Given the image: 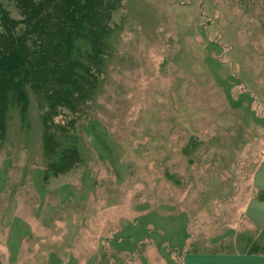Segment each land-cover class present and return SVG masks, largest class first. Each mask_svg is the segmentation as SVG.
Returning a JSON list of instances; mask_svg holds the SVG:
<instances>
[{
  "label": "rangeland",
  "instance_id": "1",
  "mask_svg": "<svg viewBox=\"0 0 264 264\" xmlns=\"http://www.w3.org/2000/svg\"><path fill=\"white\" fill-rule=\"evenodd\" d=\"M84 1L29 42L27 66L0 73V264L247 251L260 234L245 206L263 196L264 0ZM65 39L96 53L74 57ZM57 138L77 150L57 160Z\"/></svg>",
  "mask_w": 264,
  "mask_h": 264
},
{
  "label": "trees",
  "instance_id": "2",
  "mask_svg": "<svg viewBox=\"0 0 264 264\" xmlns=\"http://www.w3.org/2000/svg\"><path fill=\"white\" fill-rule=\"evenodd\" d=\"M73 1L74 0H18L20 13L23 15L21 19H17L9 14L0 1V26L1 28L3 27V30H0V73L22 69L34 60L38 51L36 48H32L29 42L42 34L51 35L53 37L54 32L52 31H55L60 25L67 24L65 21H60L59 18L73 16ZM76 3L79 5L80 0H76ZM91 3L92 0H85L83 6H88ZM56 6L61 8V12L57 18H55L53 14ZM52 19H56L57 22ZM103 31V29L98 27L97 33L99 39L105 42L106 34H104ZM88 40L91 41L90 39ZM88 40H84V42L79 44L78 42L74 43V39H65L64 41L68 43L67 45L69 47L65 49L74 57L79 56L80 52H82L83 56L96 53L93 43H90ZM70 45L74 46L70 47ZM73 52L77 55L75 56ZM86 60L84 61L86 62ZM81 88L85 93L89 92L87 86H81ZM77 100L79 99H73V101ZM51 135H49V138ZM80 136H82L81 132ZM57 139L60 146L57 160L60 161L69 149L77 150V146L74 142L68 141L66 138L61 140L59 138ZM47 149L49 153L48 157L52 158L51 154L57 151V147L53 141L47 144ZM262 194V197H264L263 191ZM258 230L260 234L259 237H257L258 233L256 232L257 235L255 233L249 234L248 238L245 240L249 248L245 247L247 251L244 252L264 254V230Z\"/></svg>",
  "mask_w": 264,
  "mask_h": 264
},
{
  "label": "crops",
  "instance_id": "3",
  "mask_svg": "<svg viewBox=\"0 0 264 264\" xmlns=\"http://www.w3.org/2000/svg\"><path fill=\"white\" fill-rule=\"evenodd\" d=\"M254 186L264 192V160L254 174ZM245 216L256 229L264 230V197L253 196L245 206ZM182 264H264V254L191 251L184 254Z\"/></svg>",
  "mask_w": 264,
  "mask_h": 264
}]
</instances>
